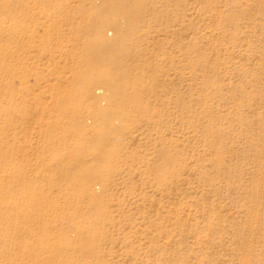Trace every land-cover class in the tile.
<instances>
[{
  "label": "rangeland",
  "instance_id": "374dc122",
  "mask_svg": "<svg viewBox=\"0 0 264 264\" xmlns=\"http://www.w3.org/2000/svg\"><path fill=\"white\" fill-rule=\"evenodd\" d=\"M0 264H264V0H0Z\"/></svg>",
  "mask_w": 264,
  "mask_h": 264
},
{
  "label": "bare ground",
  "instance_id": "6f19581e",
  "mask_svg": "<svg viewBox=\"0 0 264 264\" xmlns=\"http://www.w3.org/2000/svg\"><path fill=\"white\" fill-rule=\"evenodd\" d=\"M124 4V3H123ZM126 4V3H125ZM123 8L121 9H118L117 11L115 12H112L110 11L109 14H112L114 13L115 14H118V15H122L123 16V19L125 20L126 24L128 26H132L136 21L137 19L140 17L141 13L137 12V11H132L130 8H128L127 6H124L122 5ZM110 19V18H109ZM108 21V20H107ZM101 19V18H98L96 17V19L93 21V24L94 25H98L99 27H102L104 26L105 24H108V22ZM111 24H114V25H117L116 23H111ZM112 112H107L105 110H101L99 112V114L102 116V118L108 122V117L111 115ZM70 155V154H69ZM92 176H95V175H92ZM92 176H90V178H92Z\"/></svg>",
  "mask_w": 264,
  "mask_h": 264
}]
</instances>
